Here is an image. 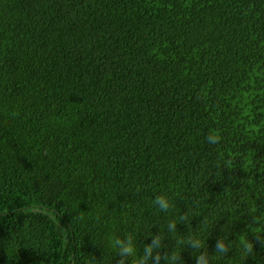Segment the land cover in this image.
I'll return each instance as SVG.
<instances>
[{"label": "trees", "instance_id": "16d2710c", "mask_svg": "<svg viewBox=\"0 0 264 264\" xmlns=\"http://www.w3.org/2000/svg\"><path fill=\"white\" fill-rule=\"evenodd\" d=\"M129 233L264 264V0H0V264H122Z\"/></svg>", "mask_w": 264, "mask_h": 264}, {"label": "clouds", "instance_id": "9594fccd", "mask_svg": "<svg viewBox=\"0 0 264 264\" xmlns=\"http://www.w3.org/2000/svg\"><path fill=\"white\" fill-rule=\"evenodd\" d=\"M207 143L215 145L219 142L220 137L216 133H210L206 137ZM153 205L161 212H168L172 203L169 196L166 193L156 195L152 201ZM177 223L171 221L167 224L166 230L169 233L176 231ZM150 242L145 244L142 251H137L136 241L134 236L129 233L124 237L113 236L110 241V246L115 251L116 255L122 261V264H160L162 257L161 250L163 249V237L161 235L152 234L150 236ZM245 252H250L252 246L245 241H241ZM186 246L192 250L199 251V255L195 256L196 264H209V260L205 253L201 251L203 248V242L201 239L191 236L187 239ZM228 246L224 240L217 239L215 244V252L220 254H226ZM179 258L175 253L168 256L169 264H178Z\"/></svg>", "mask_w": 264, "mask_h": 264}]
</instances>
